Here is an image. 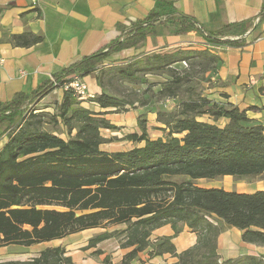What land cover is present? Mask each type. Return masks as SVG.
<instances>
[{"label":"trees","instance_id":"16d2710c","mask_svg":"<svg viewBox=\"0 0 264 264\" xmlns=\"http://www.w3.org/2000/svg\"><path fill=\"white\" fill-rule=\"evenodd\" d=\"M263 19L264 9L258 20ZM251 25H234L241 37L224 39L184 15L153 11L117 40L66 67L30 95L17 93L9 102H0V127L9 140L0 152V247H31L105 223L124 224L127 228L115 235L123 238L121 247L131 251L121 264H132L148 248H153L151 255L172 254L179 258L176 264H218L221 228L210 218L243 231L245 243L264 247V190L238 193L196 183L221 177H264V126L248 115L257 109L220 104L198 89L204 76L218 69L221 59L208 49L163 47L105 68L113 54L136 46L161 26L174 35L195 32L206 44L244 47L242 37ZM10 41L16 47H31L43 37L24 33L13 35ZM179 63L188 67H175ZM97 71L103 89L102 77L106 75L109 85L113 79L135 83L149 74L166 75L158 95L179 100V105L175 111L158 113L157 122L164 126L159 130L165 138L150 139L146 120L140 119L141 135L127 138L145 142L143 147L102 152L105 139L101 130L117 127L104 117L108 113L82 106L71 90L64 91L58 105V117L69 139L45 131L39 102L75 76L84 78ZM92 101L116 113L127 112V106L135 104L106 91ZM146 105L141 100V106ZM205 117L207 121L201 120ZM220 120L226 121L223 126L218 125ZM77 212L83 214L77 216ZM165 225H171L175 234L180 232V225L188 226L200 235L199 245L178 254L170 238L153 244V231ZM110 236L105 233L92 238L87 249ZM105 263L112 264L109 259ZM22 264L73 262L63 248L56 247ZM237 264H264V260L245 257Z\"/></svg>","mask_w":264,"mask_h":264},{"label":"crops","instance_id":"0c3cea01","mask_svg":"<svg viewBox=\"0 0 264 264\" xmlns=\"http://www.w3.org/2000/svg\"><path fill=\"white\" fill-rule=\"evenodd\" d=\"M164 2L158 0H0V58L4 59V65L0 68V102H9L17 93L30 95L42 83L52 79L55 74L108 46L134 24L145 20L151 12L158 11L163 15L176 17L184 15L196 21L206 32L220 35L224 39L241 37L236 33L234 25L245 22H250L252 25L248 34L242 37L245 41L244 47L206 44L205 39L195 32L174 35L167 27L161 26L155 33L148 34L146 39L137 43L136 46L115 53L111 57L116 60L127 58L131 60L163 47L208 49L222 61L216 71L208 72L213 81V85L208 90V98L220 104L231 103L242 110L255 108L257 110L248 111V115L264 126V19L255 25L264 9V0H164ZM24 33L41 36L43 41L31 47L12 45L11 37ZM83 80L88 85L90 94H102L96 79L89 75ZM52 93L60 96L59 100H61L64 89H56ZM95 104L94 102L92 106L88 103L82 105L97 113H108L104 117L117 127L115 130H101L100 134L105 139V143L100 146L102 152H120L107 147V142L112 140L110 137L114 134L123 133V138L131 134L141 135L134 129L126 131V128L130 126L127 123L128 114V117L124 118L113 109H102ZM151 126L163 127L157 122L152 123ZM3 130L0 127V152L9 141L7 135H3ZM148 132L150 133V128ZM158 138L150 137L152 140ZM126 140L132 144L129 150L145 145V142H133L128 138ZM81 214L83 213L77 212L76 215ZM209 220L221 228L217 237L218 264H237L245 257L264 260V247L245 243L242 239L243 231L225 225L215 218ZM126 228L124 224L105 223L99 228L88 229L62 239L25 248L36 246L42 248L33 259L40 257L41 252L47 248L61 247L65 251V256L72 259L73 264H106V259H109L112 264H121L131 249H123L121 247L123 238L116 236L115 233L124 231ZM179 228L178 234H175L171 225L158 228L153 231L150 237L151 242L157 244L162 239L170 238L178 254L199 245L201 237L198 233L193 232L186 225H180ZM105 233L111 236L99 242L96 247L87 249L92 238ZM79 234H87L88 240L81 249L72 250L71 239ZM3 248L5 247H0V249ZM97 251L99 255L96 254ZM152 251L153 248H148L139 253L132 264H176L179 262V258L170 253L151 255Z\"/></svg>","mask_w":264,"mask_h":264},{"label":"rangeland","instance_id":"374dc122","mask_svg":"<svg viewBox=\"0 0 264 264\" xmlns=\"http://www.w3.org/2000/svg\"><path fill=\"white\" fill-rule=\"evenodd\" d=\"M116 60L110 57L105 62V68H109L111 66H119L123 63H126L130 58H127L123 61ZM175 67L179 69H186L188 66L186 63H179ZM92 78L96 79L98 88H101V91L108 94L114 93L120 100L129 101L132 100L135 102L134 105L127 106V112L120 110L121 117H128V124L130 125L126 128V131H130L134 129L135 131L141 133L139 129L138 122L140 119L146 120L147 129L150 128V137L151 138H165V133L159 130L158 126H151L152 123L157 122V117L159 112H172L178 108L179 100L172 98H162L158 95L162 84L167 81L166 75H146L140 81L131 83L128 81H119L118 79H113L112 83L109 85V75L103 76V82L106 86V89H103L99 86V82L97 80L99 76V72H95L90 75ZM203 77L200 75V78ZM83 79V78H82ZM199 91H202L204 96H207L209 88L213 85V81L211 76L206 74L204 79L199 82ZM197 85V84H196ZM63 89V88H62ZM204 89V90H202ZM65 91V90H64ZM112 91V92H111ZM95 97L99 95H94ZM41 100L38 104V108L40 109L38 112H41L44 120L43 129L49 133H53L62 137L65 140L69 139V135L67 134L66 128L61 122V119L58 117L59 109L58 105L62 101L59 100L60 96L52 93ZM93 100V99H92ZM87 102L88 105L92 106L93 101ZM139 100V101H138ZM141 100L147 103L146 106H141ZM138 101V102H136ZM96 105V104H95ZM83 106V105H82ZM114 110V109H113ZM115 112V110H114ZM116 113V112H115ZM156 119V120H155ZM201 120H208L207 117ZM225 120L218 121V125L223 126L225 124ZM137 124V126H136ZM157 124H160L157 122ZM163 126L162 124H160ZM164 127V126H163ZM4 129V128H3ZM119 133V132H118ZM75 132H73V135ZM114 134V133H113ZM124 137V134H114L110 138V142H107V147L110 150L115 151H124L129 150L132 147V144L126 140L127 136ZM198 186L203 188H223L227 191H235L238 193H254L261 189H264V177H244V178H236V177H221L215 180H199L196 182ZM87 234H79L74 236L71 239L70 247L72 250L81 249L87 242ZM5 248L0 249V264L3 263H11V264H22L24 262L33 259L35 256L39 254L42 248L39 246L33 248H25L21 246H4Z\"/></svg>","mask_w":264,"mask_h":264},{"label":"built area","instance_id":"2783aa9c","mask_svg":"<svg viewBox=\"0 0 264 264\" xmlns=\"http://www.w3.org/2000/svg\"><path fill=\"white\" fill-rule=\"evenodd\" d=\"M258 21L259 20L257 19L255 25L258 24ZM3 65H4V59L0 58V68L3 67ZM63 89L65 91L71 90L74 93V95L77 97L78 101H80L81 103H87L95 98L94 95L90 94L86 82L78 76H75L69 83H66Z\"/></svg>","mask_w":264,"mask_h":264}]
</instances>
